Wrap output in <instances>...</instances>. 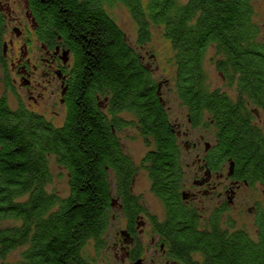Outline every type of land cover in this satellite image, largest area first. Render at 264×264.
<instances>
[{
  "label": "trees",
  "instance_id": "16d2710c",
  "mask_svg": "<svg viewBox=\"0 0 264 264\" xmlns=\"http://www.w3.org/2000/svg\"><path fill=\"white\" fill-rule=\"evenodd\" d=\"M253 1L25 0L53 40L86 69L79 71L75 100L60 126L22 106L11 109L0 97V221L20 222L0 227V259L25 247L22 264H88L84 244L103 234L111 204L128 193L137 171L118 138L123 126L135 124L148 147L140 165L151 193L165 206L169 229L188 240L203 264H264V217L258 220V243L240 246L238 233L220 230L217 213L202 218L180 203L185 150L150 68L104 9L119 3L128 10L137 45L149 42L151 27L161 28L173 51L179 102L193 126L213 131L207 167L215 172L232 164L235 176L264 188V134L252 112L264 111V42L252 22ZM208 47L219 57V74L235 85L234 100L206 85L202 65ZM50 156L66 172L65 197L46 192Z\"/></svg>",
  "mask_w": 264,
  "mask_h": 264
},
{
  "label": "flooded vegetation",
  "instance_id": "af4514ba",
  "mask_svg": "<svg viewBox=\"0 0 264 264\" xmlns=\"http://www.w3.org/2000/svg\"><path fill=\"white\" fill-rule=\"evenodd\" d=\"M23 3V17L12 19L17 22V26L11 28L14 37L2 41L0 39V71L5 76L7 87L9 86L15 95V108L22 106L26 110L44 116L33 108L40 103L54 101L62 107L64 120L70 103L75 100L78 88L76 84L79 85V71L83 73L86 64L73 61L72 51L62 42L59 43L58 38L53 40V34L39 24L37 16L29 9L25 1ZM141 49H143L142 45L133 47L140 62L146 65V56L141 53ZM221 77L223 78L222 75ZM163 86L165 85L161 86L158 83L160 93ZM19 91H24L23 96L32 102L29 108L19 98ZM96 99H98L97 95ZM162 104L166 108L163 99ZM258 110L260 109L253 110L256 117L260 113ZM122 113L125 112L118 115L121 117ZM261 114L264 122L263 110ZM254 117L253 123L256 125ZM186 123L184 130L180 129V123H173L175 128L173 132L176 134L178 144L182 145L185 150L182 157L185 154L193 155L191 162L185 163L187 169H184L183 181L180 185V203L198 213L200 208L196 207L195 203L202 202L206 197L213 199L215 205L213 209L211 208L210 214L217 213L220 217V230L229 234L238 233L237 240L240 246L243 241L257 244L262 229L258 220L264 217L259 204L248 208V212L253 217L250 227L252 233L246 228L225 223L222 219L229 207H235L234 202L241 205L240 199L239 202L236 199L241 189L261 185L258 182H251L245 175L235 176L233 165L225 171L226 167L223 164L219 171L212 172L206 163L211 145L204 142L202 136L191 143L181 140L191 135L195 128L201 127L191 124L187 111ZM128 127L137 131L135 124L128 125ZM136 174L137 171L128 187L129 196L125 197L127 194L116 195L111 204L110 218L103 234L96 239L89 238L84 244L85 246L89 243L93 251L92 254L85 255L88 264H203V256L189 248L191 244H188V240L177 237L179 232L169 229L171 227L168 225L169 218L164 204L154 196L160 210L152 212L144 203L140 193L134 192ZM261 188L264 194V188L262 186ZM124 201L127 204L126 207ZM203 225L205 226V223ZM244 249V247L241 248L242 251Z\"/></svg>",
  "mask_w": 264,
  "mask_h": 264
},
{
  "label": "rangeland",
  "instance_id": "374dc122",
  "mask_svg": "<svg viewBox=\"0 0 264 264\" xmlns=\"http://www.w3.org/2000/svg\"><path fill=\"white\" fill-rule=\"evenodd\" d=\"M25 0H0V12L2 13V21L0 26V39L6 40L7 38H13L14 32L11 30L13 26H17V22L12 20L14 18L23 17L24 15V3ZM253 16L252 22L257 25L258 28V40L264 42V0H254L252 2ZM106 13L111 19L120 27L126 36V40L134 48L137 45V26L130 16L128 10L119 3H114L111 6L104 5ZM10 10V11H9ZM151 38L149 42L143 45L141 53L145 54V64L150 68L152 77L161 86V96L166 106V111L169 114L172 123H180V129L187 126L186 123V110L179 102L174 85V65L172 62L173 51L170 43L163 37L162 30L159 27H151ZM219 59L215 54L213 47H208L203 59V72L206 77V85L209 90H220L224 92L228 97L234 100L236 95L235 85L229 84L225 81L216 69V61ZM11 77V76H9ZM11 81L9 80V85ZM15 90V89H12ZM20 99L22 103L29 108V104L32 102L23 96L24 91H19ZM4 96L11 109L16 107V98L14 93L6 85V80L3 72L0 71V97ZM33 108L44 117L52 122L56 126H60L63 122V109L58 102L40 103ZM251 110V108H250ZM258 117L255 116V112L252 109L254 122L261 129L264 134V122L261 110ZM121 117L132 120L133 117L125 113L121 114ZM203 137V141L206 143L214 142V135L211 128H195L191 135L183 137L181 140L192 142ZM119 142L124 154H126L137 166V174L135 176L134 192L140 193L144 203L148 209L152 212H159L160 206L154 195L150 191V183L146 176L145 171L141 167L142 158L148 151V147L144 144L142 138L138 132L128 126L123 128L118 133ZM203 145V144H202ZM193 155L185 154L183 156V162L190 163ZM49 170H50V182L45 186L47 193H54L59 197H65L68 194L67 175L63 168L59 167L55 162V158L50 156L48 158ZM227 167L225 168V171ZM262 188L259 185L253 188H243L237 194L236 199L240 204L234 202L235 207L231 206L227 209L226 214L223 217V222H231L235 227H243L250 230L253 217L249 213V207L255 204H259L261 210L264 212V194ZM186 192V189H184ZM24 198L20 199L23 200ZM200 208L198 214L202 218L209 216L210 211L215 205V201L209 197H206L202 202L194 204ZM212 208V209H211ZM20 222H13L12 220H1L0 227H7L13 225H19ZM25 247H18L10 251L4 258L0 259V264H22V253ZM83 251L85 255L87 253L92 254L93 251L89 243H87Z\"/></svg>",
  "mask_w": 264,
  "mask_h": 264
},
{
  "label": "water",
  "instance_id": "95a60500",
  "mask_svg": "<svg viewBox=\"0 0 264 264\" xmlns=\"http://www.w3.org/2000/svg\"><path fill=\"white\" fill-rule=\"evenodd\" d=\"M232 167V164H230V168Z\"/></svg>",
  "mask_w": 264,
  "mask_h": 264
}]
</instances>
